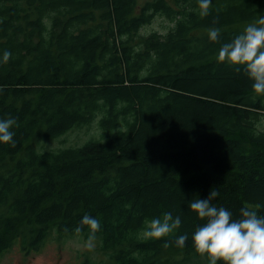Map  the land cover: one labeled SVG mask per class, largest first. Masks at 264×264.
Masks as SVG:
<instances>
[{"label":"trees","instance_id":"obj_1","mask_svg":"<svg viewBox=\"0 0 264 264\" xmlns=\"http://www.w3.org/2000/svg\"><path fill=\"white\" fill-rule=\"evenodd\" d=\"M262 16L264 0H211L203 18L198 0H0V58L12 53L0 120L18 124L15 147L0 143V256L18 242L38 250L52 230L88 238L75 232L88 215L111 264H170L167 246L201 257L189 202L210 190L234 219L242 207L264 216V95L217 62ZM158 17L168 27L142 34ZM94 124L82 144L27 146L39 127L56 142ZM168 212L181 227L144 240Z\"/></svg>","mask_w":264,"mask_h":264},{"label":"clouds","instance_id":"obj_2","mask_svg":"<svg viewBox=\"0 0 264 264\" xmlns=\"http://www.w3.org/2000/svg\"><path fill=\"white\" fill-rule=\"evenodd\" d=\"M211 0H198L199 16L209 15ZM214 23L218 21H213ZM209 39L218 41V29L209 31ZM12 53L5 51L0 58V64L9 62ZM218 63H226L237 72L243 70L248 79L252 80V91L257 95H264V16L256 24H249L230 43H225L219 49ZM18 126L15 119L0 120V143L11 144L13 126ZM220 193L210 190L206 199H193L189 207L197 217L204 221L196 227L192 235V242L196 253L207 257L209 264H264V216L250 208L242 207L239 218L234 219L231 211L224 207H217L212 201ZM181 217H173L171 212L163 214L162 218L152 219L142 232L144 240L160 239L175 232L181 227ZM84 226H88L87 247L93 246L96 233L100 230V221L84 215L80 226L75 229L80 234ZM188 240L187 234L176 238L175 243L183 247Z\"/></svg>","mask_w":264,"mask_h":264},{"label":"rangeland","instance_id":"obj_3","mask_svg":"<svg viewBox=\"0 0 264 264\" xmlns=\"http://www.w3.org/2000/svg\"><path fill=\"white\" fill-rule=\"evenodd\" d=\"M256 24V23H250ZM249 25V24H248ZM168 23L158 17L150 27L142 30V34L149 35L150 32L162 33L163 28H167ZM264 128V121L261 125ZM99 129L97 125L85 127L79 130H72L65 134V137L59 141H46L43 137V130L36 131L34 138L29 141L27 146L31 148L41 149V151L51 150L52 148H65L74 144H82L90 137H97ZM96 139V138H95ZM88 238L79 236H65L57 234L56 230H52L45 243L36 251L24 252L18 242L9 251L0 256V264H111V259L104 254L99 248L98 240L93 241L91 248L87 247ZM7 251V252H6ZM162 259L168 260L170 264H208L206 257H194L187 254L186 251L174 249L167 246L164 250Z\"/></svg>","mask_w":264,"mask_h":264}]
</instances>
